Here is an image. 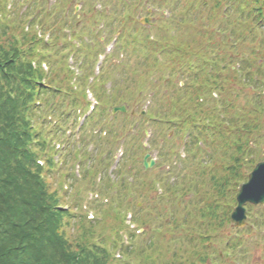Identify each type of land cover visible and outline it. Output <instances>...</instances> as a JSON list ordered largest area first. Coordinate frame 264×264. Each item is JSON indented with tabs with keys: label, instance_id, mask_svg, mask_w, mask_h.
<instances>
[{
	"label": "trees",
	"instance_id": "obj_1",
	"mask_svg": "<svg viewBox=\"0 0 264 264\" xmlns=\"http://www.w3.org/2000/svg\"><path fill=\"white\" fill-rule=\"evenodd\" d=\"M49 1L28 0L27 12L19 14L17 23L13 22L17 15L7 11L9 0H0V264H230L224 262L227 257L221 253L228 254L236 246H243L248 240L245 236L260 227L253 221L244 228H236L231 224L230 214L237 204L239 184L247 180L264 150V0H137L136 5L141 7L142 3L159 7L164 3L168 12L180 10L178 19L170 22L171 26L176 25L175 31L164 43L159 40L161 37L156 40L144 33L148 28L133 20L135 9L131 11L125 5L127 0L124 2L127 13L122 14L125 22L133 25L120 28L117 51L107 55L104 62L106 65L110 56V67L122 66L125 70L118 68L122 85L117 82L115 89L111 87L109 90L114 92L110 96L104 88L107 81L100 79L102 73L97 75L95 67L106 50L105 42L101 41L103 33L114 31L119 23L118 10L111 11L114 5L110 0L103 1L99 10L97 0H84L85 11L69 18L66 0H57L51 9L47 7ZM24 2L18 1L20 6ZM56 8L68 18L65 26L70 34L77 33L83 39L82 46L75 51V45L63 33L64 26L60 24L63 21L55 22L57 14L52 10ZM84 13L87 16L83 19ZM161 16L166 19L163 12ZM36 20L41 24L42 35L35 29ZM79 21L81 26H77ZM192 24L198 32L188 30L194 27ZM48 26L52 38L46 42ZM184 28L187 30L183 31ZM126 29H137L145 40L140 35L127 36L129 33H123ZM61 39L63 44L58 42ZM122 40L123 48L133 49L125 52V57L115 55ZM105 41L108 42L106 36ZM129 55L136 57L134 66L125 62ZM70 58L75 61L73 65L68 63ZM163 65L166 74H151L153 69L164 68ZM139 67L145 74H151L146 75L149 76L146 80H139ZM200 70L206 72L203 81L199 80ZM122 72L127 74L125 78ZM107 75L114 80L118 73ZM175 78L185 81L184 85L180 86ZM123 79L128 83L123 84ZM126 85L133 91L124 94ZM171 87L178 93L175 99L171 97L173 106L168 108L164 105L173 92ZM88 89L97 98V104L92 114L84 117L79 132L86 131L94 119L105 118L106 130L112 136L113 122L121 119L125 123L127 117L133 123L137 119L140 127L143 120L146 124L163 123L166 128L171 125L174 134L187 131L188 138L183 144L185 157L175 151L178 143H172L168 151L169 156L182 162L185 171L163 184L164 194L156 197L163 207L173 202L179 215L163 217L164 212L157 210L161 228L156 238L143 247L135 238L147 235V230L142 234L139 230L154 224L149 216L153 215L151 208L159 207L157 203L151 206L145 200L149 205L146 217L132 213L131 223L136 230L132 231L129 225L118 227L128 231L130 242L125 243L118 231L109 234L99 217L87 218L82 212V195L72 197L64 189L66 182L77 181L81 166L87 177L82 160H86L88 152L82 153L83 148L73 143L54 147L52 140L64 137L70 142L75 140V133L67 135V132L74 130L81 117L77 112L83 114L91 107L86 98ZM148 90L154 94L152 100L163 101L160 102L163 106H149L140 116V102ZM108 96L112 97L109 101ZM119 102L135 108L138 117L130 113L111 116L110 107ZM165 110L172 112H160ZM209 146L216 153L205 157V147ZM184 182L185 188L181 187ZM121 183L128 188L124 180ZM188 193H191L189 200ZM128 196L123 194V199ZM66 199L70 200L68 205L63 202ZM122 207L125 212L134 211L138 204L128 208V204L117 203L115 212L107 210L104 221L107 216L125 221ZM254 208L249 204L251 213ZM226 226L235 236H228L223 247H214L215 235ZM178 233L181 235L177 244Z\"/></svg>",
	"mask_w": 264,
	"mask_h": 264
},
{
	"label": "rangeland",
	"instance_id": "obj_2",
	"mask_svg": "<svg viewBox=\"0 0 264 264\" xmlns=\"http://www.w3.org/2000/svg\"><path fill=\"white\" fill-rule=\"evenodd\" d=\"M18 1H23V0H9L10 3L8 2L9 4L7 8L8 12L10 13L14 12V16L17 15L16 20L13 21L17 23H19V17H18L19 14L23 13V15H25V13L27 12L26 9H28L26 5L28 3V0H26V2H24L22 6L19 5ZM56 1L57 0H50L47 7H50L51 9L55 5ZM66 1L68 2L69 5L65 7L66 10L70 11L69 18L74 14L79 15V13L82 14L85 11L86 6L84 5V9H83V4H82L85 3L84 0H71V1L66 0ZM97 1L98 2L96 3V9L99 10L103 7V1L106 0H97ZM110 1H112V4L114 5L113 10L111 11L118 10L116 12L118 13L117 15L119 18V23L116 25L114 31H110V32L105 31V33H103V35L106 36V38L108 39V42L105 41L104 43L106 44L105 49H107V51L104 52L105 54H103L104 57L105 56L107 57L108 54H111L113 51L116 50L115 48L112 50V43L113 41L115 42L114 38L118 37L119 34L122 32L120 28H128L133 25V22L126 23L125 19L123 18L122 13L125 14L127 13L126 6H129L131 11L135 9L133 13V20L138 23H140V19L142 17L148 16L147 10L149 8L154 9L153 13L155 14L156 18L157 17L159 18L160 21H157V23L155 22L156 25L154 27L152 28L147 27L148 30L144 31L145 34L152 36L154 39L157 40V37H161L159 40L164 43L166 41V38L168 39L171 38L172 34L175 31L176 25L172 24L171 26L170 22L174 21L175 18L178 19L180 15V10L176 12L169 11L170 14L166 15L165 16L166 19H165L161 16L163 10L168 11L167 9H165L166 4L164 3L160 7L153 4L150 5L149 3L147 4L142 3L141 4L142 7H141L140 5H136L137 0H128V1L110 0ZM124 2H126L125 4L126 6H124ZM186 2H188V0H186ZM11 3L14 6H12ZM58 7L60 6H57V8ZM57 8L52 10L57 14L55 18V22H58L60 19L63 21L60 23L63 24L61 26H64V29H62L64 31L63 33H65L67 35V39L72 41V44L75 45L73 49L75 51L76 48L82 46L80 44H82L81 40L83 39L78 38L77 33L76 36H74L73 33L70 34L68 27L65 26L66 25L65 20L68 18L65 17L64 14H62ZM34 10H37V8H34ZM85 16L87 15H85L84 13L83 19L85 18ZM113 17L114 16H112V18ZM51 18L52 16H50L47 21L51 20ZM34 20L35 17L32 18V21ZM112 21H114V19ZM83 23L85 22L83 21ZM102 23L103 22L101 21V23L99 24L100 28L103 25ZM34 24H35V29H37L39 35H42L43 33L40 27L41 24H38L37 20L34 22ZM81 25L82 22L79 21L77 26H81ZM192 26L194 27L188 28V30L193 33L198 32V30L195 28V25L192 24ZM47 29L48 31L44 35V39L46 42L48 40H51L52 38L50 26H48ZM135 30L126 29L123 33L124 34L129 33L127 36L140 35L145 40V35L142 32ZM184 30H187V28H184L183 31ZM180 32L181 31H178L177 33ZM191 32H189V34ZM165 35H167V37ZM63 39L59 40L58 42H61L60 44H63L64 43ZM189 40H193V39L189 38ZM123 45H125V43L122 40V45L120 46L118 53L115 54L116 56L123 54V56L125 57L126 55L125 52L133 50L132 46H127L126 48H123ZM49 55H51V52H49ZM108 58H109V62L106 65L102 63V65L100 66L102 73L100 79L105 82L107 81L104 88L108 90L110 96L114 92L113 89L117 87V82L121 84L122 76L119 69H123V67L118 66L119 69L115 67H110L109 65L110 56ZM135 61H136L135 55H129L128 59L127 60L125 59L126 64L128 63L127 66H134ZM68 63L73 65L75 61L73 60V58H70L68 59ZM163 67L164 68L161 67L158 70L157 68L153 69L154 72L151 74H154L155 76L166 74L167 69L164 65ZM123 71L125 70L123 69ZM139 71L141 73L139 80H146V78L149 77L146 75H151V74H145L143 68L140 67H139ZM109 72L118 73L116 79L114 80L108 79L109 76L107 75V73ZM205 74L206 72L200 70L198 74L199 80L203 81ZM126 75L127 74L123 73V78H125ZM127 79H123V84L128 83ZM177 80L180 81L179 79ZM111 87L113 89L109 90ZM104 88H102L103 92H105ZM170 90H172L173 92L171 96L168 98L167 104L164 105L165 107L168 108H170V105L173 106V99L176 98V93H178L176 89H170ZM122 91L123 88L121 91H119V93H122ZM129 91H133L132 87L126 85L124 89V94H126V92ZM148 91L149 92L147 93V96H145L144 100L140 102L142 105V109L145 110L146 107L149 106L151 107L153 105L158 107V104L160 106H163L160 104L161 101H158V103L157 101H153L152 99L153 98L155 99V97H153L154 94L151 95L150 90ZM202 91H204V88H202ZM181 94L185 96V94L183 93ZM92 95L90 92H88L86 97L87 100L89 99L91 101L90 103L91 107H88L87 111L83 112V114H81L82 112H77L78 115H81V117L76 123L74 130H68L67 132V135H69V133L71 132L75 133L74 134L75 140L70 142L66 137H64V139L54 138L55 140L54 139L52 140L51 146L55 147V145L60 144V148H63V147H67L68 145L71 146V144L73 143L75 146L80 145L83 148L82 153H85L86 151L88 152L86 156V160L85 161L82 160L83 164H85L84 171L88 170L86 172L87 177H85L82 173V169L84 168V166H81L80 168L81 174L80 175L77 174V181H73L72 183L66 182L64 184V189H67V191H69L70 193L69 195H71L72 197H74V195L77 194L82 195L83 197L82 212L87 215L88 219L90 217H92L90 219H94V217L96 218L99 217L102 220L103 224H105L109 234H115L118 231L120 236H122L123 240L125 241V243H129L130 238L128 235V231H126L125 229H118V227H123V225H129L130 229L131 230L133 229L132 231L136 230L135 224L131 223L132 213H134L135 215L137 214L139 218L146 217L149 210L147 209V206L149 205L145 200L146 199L147 201L149 200L151 206H154V202L157 203L156 197H158L160 194H164L165 192L163 190V184L169 181H173L175 177L180 176L185 171L182 162L179 159H174L175 156L173 157L172 155L169 156L168 151L172 143L174 142L178 143L179 146L176 147L175 151L180 152L181 156L185 157V149L183 144L186 138H188L186 137L187 131L185 130L186 132L183 131L180 134H174L171 125H168V128H166L163 123L157 122L156 124H154L153 122H150L146 124V121L143 120H141V122L144 124L141 127L140 125L138 127H135L137 124L136 122L137 119H135L133 123L132 119L127 117L125 119L126 120L125 123H123L121 119H118L117 121L113 122L112 130L113 127H115V130H113L112 136L110 134L111 131L108 129L107 132L106 130L108 124L107 123L105 124V120H104L105 118H102L103 119L102 121L101 120L98 121L94 119L90 124L86 126V131L83 132L82 130L81 132H79V126L81 122L84 121V117L92 114L93 111L92 108H94L95 105L97 104V98L95 99L93 93ZM109 96H108V101L111 100L112 98V97L110 98ZM171 97L173 99H171ZM160 112L163 114L164 112H172V110L171 111L165 110ZM108 119H110L109 116ZM170 119H173V117L170 116ZM135 128L137 129L135 130ZM129 133L133 134L134 136H129L128 135ZM205 149L207 150V152L204 155L205 157H207L209 154L212 155L216 153L212 146L205 147ZM146 152H150L151 157L156 158L157 165L152 170H148L147 172H144L142 168V160ZM54 157L55 156L52 155L53 161L58 163L57 158ZM261 157L262 158L260 159V161L264 160V150L262 151ZM118 160H120V162L116 164ZM192 160H190L185 166H188ZM77 164H79V157ZM63 168L66 167L64 166ZM105 168H106L105 170L106 173H103V170ZM100 170H102V172L100 174H97L96 171H100ZM245 170L248 171L247 168H245ZM121 180H124L126 183H128V188L126 184L121 183ZM183 185H186V182H184L181 185V187L185 188V186ZM165 187H167V184L165 185ZM191 191H193L194 193L195 188L192 189ZM125 193H128L129 196L126 199H123V194ZM145 194H148V197H146ZM190 194L191 193H188L186 195L187 200L190 199L191 197ZM197 198H195L194 200H197ZM69 201H70L69 199H66L63 202H65V205H68ZM117 203H120L122 205L128 204V208L132 207L133 205L135 206L136 204L139 203L140 205L138 206V208L140 209V211L137 207H134V211L129 209L125 212L124 211L125 208L122 207L123 210L121 214H124L125 212V221L116 220L115 216H107V220L104 221V218L107 215V210L109 209L113 210L115 206H117ZM158 205H159L158 208H154V209L151 208L153 215L149 216L150 220L154 221V224L152 226H148L146 228H142L139 230V233L141 234L146 232L145 230H147V235L141 238H135V242L137 244H140L142 247L146 243H148L151 239L153 240L154 238H156L157 236L156 233L157 231H159L158 229L161 228V223H160L161 219H159V217L157 216V210H161L164 212V214H162L163 217L167 215L168 218H173L174 215H176L175 213L179 215L178 212L174 211L173 202L166 204L164 207L161 206L160 204ZM181 205H184V203L181 202ZM113 211L115 212V209ZM248 215H249L248 224L253 223V221H257L256 223L260 224V227L253 229L250 234H247L245 236V238H248V240L245 243H243L244 244L243 246H236L234 250H232V252L228 254H226V252L221 253L223 254L222 257L224 258L227 257L224 259V262H229L230 264H264V232H259V230L264 231V208H262L260 205L255 206L252 213L248 211ZM77 218H79V216ZM84 220L85 219H82L81 221L84 222ZM152 233L153 235H151ZM180 235H181L180 233H178L177 235V239H176L177 244L180 242L179 239ZM222 235L225 236L223 241H221L220 239ZM228 236L231 237L235 235H231L230 228L226 226L220 234L215 235L213 246L216 248L223 247L226 242V238ZM208 264H211V262H209Z\"/></svg>",
	"mask_w": 264,
	"mask_h": 264
},
{
	"label": "water",
	"instance_id": "obj_3",
	"mask_svg": "<svg viewBox=\"0 0 264 264\" xmlns=\"http://www.w3.org/2000/svg\"><path fill=\"white\" fill-rule=\"evenodd\" d=\"M151 17H145L141 19L143 24H151ZM129 108L125 104L114 106L111 109L113 115L117 113H127ZM134 113V112H132ZM146 145V144H145ZM151 154L147 153L143 159L144 170L154 167L156 161L151 159L148 161ZM238 205L231 213V222L236 227H244L247 224V203L254 205H264V161L259 162L254 168L253 172L249 175V181L240 184L239 192L237 194Z\"/></svg>",
	"mask_w": 264,
	"mask_h": 264
}]
</instances>
